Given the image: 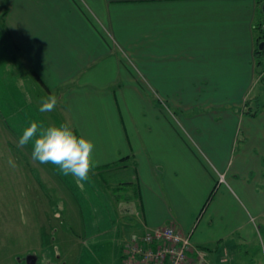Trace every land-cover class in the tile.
Returning a JSON list of instances; mask_svg holds the SVG:
<instances>
[{"label":"crops","instance_id":"crops-1","mask_svg":"<svg viewBox=\"0 0 264 264\" xmlns=\"http://www.w3.org/2000/svg\"><path fill=\"white\" fill-rule=\"evenodd\" d=\"M7 12L21 66L94 142L96 168L131 171L118 189L135 184L134 236L174 224L207 250L253 237L264 215V102L250 93L264 78L259 0H13ZM141 89L170 90L168 107ZM226 241L209 250L217 264H233Z\"/></svg>","mask_w":264,"mask_h":264},{"label":"rangeland","instance_id":"rangeland-1","mask_svg":"<svg viewBox=\"0 0 264 264\" xmlns=\"http://www.w3.org/2000/svg\"><path fill=\"white\" fill-rule=\"evenodd\" d=\"M12 2L0 0V264H122L124 239L135 237L127 225L135 221L136 198L135 184L118 185L132 178L131 171L95 167L88 181L78 183L56 166L33 161L31 143L17 146L32 121L44 126L64 121L57 96L53 111L39 112L41 99L50 94L18 60L6 22ZM255 29L257 37L264 35L258 22ZM262 42L264 36L258 47ZM261 51L257 57L264 66ZM164 91L170 90H138L167 108ZM250 93H259L264 102V78ZM122 96L138 95L125 90ZM120 206L129 207L131 217L121 215ZM252 221L257 232L249 241L236 233L213 242L208 252L228 240L233 264H264V215Z\"/></svg>","mask_w":264,"mask_h":264},{"label":"clouds","instance_id":"clouds-1","mask_svg":"<svg viewBox=\"0 0 264 264\" xmlns=\"http://www.w3.org/2000/svg\"><path fill=\"white\" fill-rule=\"evenodd\" d=\"M57 97L50 95L40 101L39 112L53 111L57 106ZM31 143V159L40 164H51L58 167L65 176H72L78 183L86 182L93 169L98 166L94 159V142L77 136L68 123L44 126L32 121L23 130L18 140V147Z\"/></svg>","mask_w":264,"mask_h":264},{"label":"built area","instance_id":"built-area-1","mask_svg":"<svg viewBox=\"0 0 264 264\" xmlns=\"http://www.w3.org/2000/svg\"><path fill=\"white\" fill-rule=\"evenodd\" d=\"M224 175H219L222 182ZM121 259L122 264H217L205 247L194 243L192 232L174 224L147 227L142 234L127 239ZM221 259L228 260V248Z\"/></svg>","mask_w":264,"mask_h":264},{"label":"trees","instance_id":"trees-1","mask_svg":"<svg viewBox=\"0 0 264 264\" xmlns=\"http://www.w3.org/2000/svg\"><path fill=\"white\" fill-rule=\"evenodd\" d=\"M259 2L263 4V3H264V0H259ZM261 28L264 30V23L262 24ZM263 36H264V35H263ZM263 36L258 37V39H257V40H258V44H259V42L261 41V39H262ZM255 53H256V56H258L259 54L263 53V51H261V50L259 49L258 45H257V48H256ZM259 65H261V62H259Z\"/></svg>","mask_w":264,"mask_h":264},{"label":"water","instance_id":"water-1","mask_svg":"<svg viewBox=\"0 0 264 264\" xmlns=\"http://www.w3.org/2000/svg\"><path fill=\"white\" fill-rule=\"evenodd\" d=\"M262 11H263V13H264V3L262 4ZM259 49H260V50H263V49H264V42L261 43ZM258 70L261 71V67H259Z\"/></svg>","mask_w":264,"mask_h":264}]
</instances>
